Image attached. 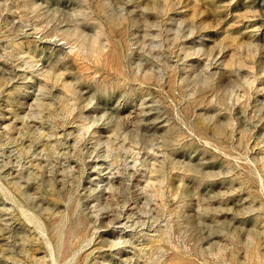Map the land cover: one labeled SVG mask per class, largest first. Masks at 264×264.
<instances>
[{
  "label": "rangeland",
  "instance_id": "374dc122",
  "mask_svg": "<svg viewBox=\"0 0 264 264\" xmlns=\"http://www.w3.org/2000/svg\"><path fill=\"white\" fill-rule=\"evenodd\" d=\"M43 231L264 264V0H0V264H50Z\"/></svg>",
  "mask_w": 264,
  "mask_h": 264
},
{
  "label": "bare ground",
  "instance_id": "6f19581e",
  "mask_svg": "<svg viewBox=\"0 0 264 264\" xmlns=\"http://www.w3.org/2000/svg\"><path fill=\"white\" fill-rule=\"evenodd\" d=\"M44 236H46V243L50 250V264H61L65 262H70L72 264L75 256V250H72L69 252L65 249V245L67 243L68 239L60 240L61 247H56L55 244L52 242L50 237L48 236V233L43 231ZM45 259V258H44ZM44 262V261H43Z\"/></svg>",
  "mask_w": 264,
  "mask_h": 264
}]
</instances>
